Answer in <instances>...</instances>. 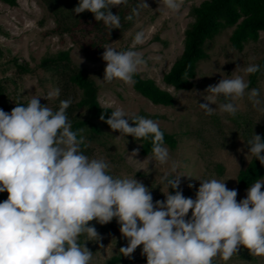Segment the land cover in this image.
I'll return each mask as SVG.
<instances>
[{
  "label": "clouds",
  "instance_id": "9594fccd",
  "mask_svg": "<svg viewBox=\"0 0 264 264\" xmlns=\"http://www.w3.org/2000/svg\"><path fill=\"white\" fill-rule=\"evenodd\" d=\"M127 4L128 0H79L72 11L91 12L110 34L122 27L112 8ZM158 4L178 15L185 0H158ZM149 7L146 0H138L126 19L132 20ZM144 43L145 33L138 31L126 51L103 46V80L133 85V76L147 65L135 50ZM258 71L260 65L250 64L242 69L244 75L209 85L206 94H200L205 101L198 103L200 108L211 115L215 107L210 105L222 97L219 110L235 116L239 107L234 102L244 98L249 89L245 76ZM247 95L253 108L264 113L260 90L253 88ZM59 96L60 89L55 88L43 96L33 95L26 104L13 100L16 106L10 112L0 108V193H7L0 202V264H92L93 251L87 243L104 245L102 235L90 222L106 225L113 219L127 241L119 251L129 260L134 259L138 247L146 264H214L218 258L228 264L242 247L251 256L264 257V180H256L237 201L238 189H229L228 179L196 178L198 187L188 184L195 189L194 198L186 197L181 177L192 176L177 174L180 164L164 146L159 124L129 115L120 107L107 118L102 112L99 119L118 131L117 137L152 139V155L143 161L168 167L160 177V183L168 188L163 193L165 199L154 200L150 188L135 174L114 176L110 162L84 154L85 130L73 131L66 113L71 98L60 100L56 110L47 104ZM113 103L106 101L102 108H112ZM246 144L247 153L264 166L262 136L254 132ZM138 153L139 149H133L127 158L140 161L134 158ZM141 169L146 171L138 167L136 172Z\"/></svg>",
  "mask_w": 264,
  "mask_h": 264
},
{
  "label": "rangeland",
  "instance_id": "374dc122",
  "mask_svg": "<svg viewBox=\"0 0 264 264\" xmlns=\"http://www.w3.org/2000/svg\"><path fill=\"white\" fill-rule=\"evenodd\" d=\"M204 0L185 1L181 12L170 14L158 0H146L149 8L142 9L131 27L121 32L108 45L120 51L128 50L136 32L145 33V43L137 45L136 51L146 59L147 65L141 66L137 74L141 79L152 80L162 90L168 91L175 99L172 107L155 106L134 91L132 85L119 80L108 83L103 80L106 61L93 62L88 55L89 41L97 38V30H92L91 24H82L78 30L66 32L72 26L70 17L63 20V16L55 14L48 7L46 0H18L16 7L0 2V81L5 85L8 99L2 109L10 112L16 101H28L33 95L43 96L48 91L59 88L60 96L48 100L47 104L53 110L58 109L60 100L71 98L72 104L66 110L67 116L73 119L91 120L86 108H78L76 103L82 97V90L69 81V74L74 69H83L96 81L99 88L101 106L106 101H112L113 107L122 108L129 115H139L157 122L160 129L177 137L179 144L175 150L169 149L173 160L179 162L178 175L181 177V188L186 197L195 196V189L188 187L189 183L199 186V179L224 180L229 189H238L237 201L246 196V189L238 188L237 176L246 168L252 155L247 153V141L255 133L260 134L264 127V113L253 108L247 93L253 88L260 90L261 107H264V75L260 76L254 87L246 90V95L234 103L239 107L235 116L222 113L219 103L223 98H217V104H211L215 110L206 115L198 103H204L201 93L209 85H214L220 79L233 78L244 75L242 69L250 64H256L264 56V33L260 34L257 42H250L244 46L242 52L235 51L229 44L232 29L224 30L213 41L208 42L206 51L209 59L201 61L194 87L190 91H178L168 86L164 77L168 74L183 54L185 32L193 24L192 8ZM79 3V0H76ZM66 6V5H65ZM132 8L128 6V10ZM87 12V11H85ZM92 21V20H90ZM72 32H75L74 34ZM70 52V63L54 65L50 69L43 68L44 58L57 56L60 52ZM105 49H102L104 52ZM82 58V62H81ZM17 61V62H16ZM27 67L21 72L18 66ZM238 67L236 68V66ZM248 79V75L245 76ZM210 95V93H208ZM41 103H46L43 98ZM100 130L99 134L90 135L84 132L85 147H81L85 155L90 158H103L110 162L111 174L114 176H133L142 180L153 195L154 200L165 199L168 188L160 183L161 175L168 171V167L145 160L147 156L140 154L139 144L130 136L126 139L117 137L118 131L97 119L91 120ZM127 140V141H126ZM139 149L135 159L127 158L128 152ZM243 149V151H238ZM247 157V159H246ZM142 161V162H141ZM138 167H143L136 172ZM136 172V173H135ZM264 180V179H262ZM172 192V189H169ZM7 198V193L0 195V202ZM94 224L102 235L103 248L99 244L88 242L87 246L93 251L92 264H111L113 258H120L118 264H146V257L141 255L138 247L129 260L122 256L120 247L126 246L127 241L121 237L116 220L106 225ZM214 264H224L217 259ZM228 264H264V257L251 256L247 249H241L239 255L234 256Z\"/></svg>",
  "mask_w": 264,
  "mask_h": 264
},
{
  "label": "trees",
  "instance_id": "16d2710c",
  "mask_svg": "<svg viewBox=\"0 0 264 264\" xmlns=\"http://www.w3.org/2000/svg\"><path fill=\"white\" fill-rule=\"evenodd\" d=\"M185 1L191 2L195 0ZM0 2L11 7L18 5V0H0ZM46 2L55 14L63 16V20L70 17L72 26L67 27L66 32L78 30L82 24L90 25L92 22L91 27L93 31L94 28L97 30V38L89 41L88 49L92 53L88 55V58L93 62H98L103 60V46L108 45L121 32L128 30L133 24L135 16H133L132 20H128L126 17L132 15V9L137 5L138 0H128L126 6L122 5L119 8H112L113 13H118L120 16L122 27L121 29H112L110 34L103 22H97L91 12L74 13L72 10L77 5L76 0H46ZM131 5L132 8L128 10V6ZM192 14L194 22L185 32L183 54L164 77L165 83L178 91H190L194 87L193 81L196 78L200 62L209 59L206 51L207 43L213 41L224 30L232 29L229 36V44L232 49L238 52H242L247 43L257 42L260 34L264 33V0H204L192 8ZM72 33L74 34L75 32ZM64 61L68 64L70 63L69 51L60 52L57 56L51 58H44L41 61V65L43 68L50 69L54 65L58 66V64ZM65 62L64 64H66ZM256 64L260 65V71L248 75L249 88L254 87L259 77L264 75V56ZM18 68L21 72L28 70L27 67L21 65ZM133 79L135 81L132 85L134 91L151 104L165 107H172L174 105L175 99L172 94L162 90L154 81L141 79L137 73L133 76ZM69 81L82 90V97L76 103V106L78 108H86L90 113L89 118L91 120H100L99 117L102 112L106 118L111 114L113 109L102 108L98 98V85L89 76L87 71L74 69L69 74ZM7 99V90L5 85L0 81V108H2ZM18 102L27 103V101ZM91 120L73 119L71 122L72 130L76 131L83 128L84 132H88L90 135L99 134V128ZM161 131L164 132V146L175 150L179 144L177 137L162 129ZM260 135L264 139V127L261 128ZM131 138L133 139V137ZM134 141L139 144L141 155H152L151 138ZM85 145H81V147H85ZM262 179H264V166H261L258 160L251 157L246 168L241 170L237 176L238 188L247 189L256 180ZM3 194L6 193H0V195ZM121 262L120 258L115 257L110 263L118 264Z\"/></svg>",
  "mask_w": 264,
  "mask_h": 264
}]
</instances>
